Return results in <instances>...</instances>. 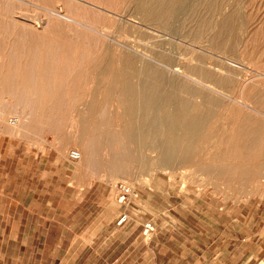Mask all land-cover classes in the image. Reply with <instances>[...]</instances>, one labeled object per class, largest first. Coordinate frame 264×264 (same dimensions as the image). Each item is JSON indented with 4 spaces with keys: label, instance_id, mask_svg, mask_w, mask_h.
<instances>
[{
    "label": "rangeland",
    "instance_id": "rangeland-1",
    "mask_svg": "<svg viewBox=\"0 0 264 264\" xmlns=\"http://www.w3.org/2000/svg\"><path fill=\"white\" fill-rule=\"evenodd\" d=\"M2 177L0 264H264V0H0Z\"/></svg>",
    "mask_w": 264,
    "mask_h": 264
},
{
    "label": "built area",
    "instance_id": "built-area-1",
    "mask_svg": "<svg viewBox=\"0 0 264 264\" xmlns=\"http://www.w3.org/2000/svg\"><path fill=\"white\" fill-rule=\"evenodd\" d=\"M12 122L14 123L15 121ZM69 156L72 160H78L80 158V153L78 151H71ZM136 195L137 194L133 187L127 183H120L118 186L117 201L122 207H124V209L119 213L116 221L118 226H122L130 220V213L127 208ZM154 231L155 227L151 221L143 224V234L146 238H151Z\"/></svg>",
    "mask_w": 264,
    "mask_h": 264
},
{
    "label": "bare ground",
    "instance_id": "bare-ground-1",
    "mask_svg": "<svg viewBox=\"0 0 264 264\" xmlns=\"http://www.w3.org/2000/svg\"><path fill=\"white\" fill-rule=\"evenodd\" d=\"M141 4V3H140ZM145 6H147V4L145 5ZM164 6V5H163ZM168 6H169V4H168ZM139 7V6H138ZM146 8V7H145ZM165 8V7H164ZM144 9V8H143ZM148 9H150L149 7H148ZM159 9V8H158ZM153 10H154V7H153ZM161 10V9H160ZM148 14V13H147ZM152 14H153V12H152ZM146 15V14H145ZM148 17V16H147ZM152 17H153V15H152ZM220 23V22H219ZM36 52V51H35ZM34 52V53H35ZM33 57H35L34 55H33ZM118 57V56H117ZM22 58V57H21ZM37 58V57H36ZM119 58H120V55H119ZM122 58H123V56H122ZM126 59V58H125ZM108 60V59H107ZM105 61V62H108V61ZM111 60V59H110ZM109 60V61H110ZM143 58H141V63L143 62ZM81 62V61H80ZM115 61H113V63H114ZM120 62V61H119ZM118 61H117V63H119ZM98 63H99V61H98ZM111 63V62H110ZM143 63H145V62H143ZM16 64V63H15ZM12 65V64H11ZM51 66V65H50ZM13 67H15V66H13ZM157 70V69H156ZM146 72H147V76L148 77H153V78H156L157 80L159 79V78H161V74H160V72H155V71H153L152 69H146ZM22 73V72H21ZM43 73V72H42ZM14 74H16V72L14 71ZM32 74V73H31ZM102 75H107V77L109 78V77H112V78H118V80L119 79H122L123 78V75H122V73L121 72H107V74L106 73H101ZM50 75H52V74H50ZM98 75V74H97ZM97 77V76H96ZM106 77V78H107ZM6 78V77H5ZM24 78H25V76H24ZM103 78H104V76H103ZM44 80H45V78H43ZM54 79H57V78H54ZM26 80V79H25ZM39 80V79H38ZM31 81V80H30ZM40 81H41V79H40ZM46 81H48V80H46ZM28 82V81H27ZM44 82V81H43ZM118 82V81H117ZM11 84H12V82H11ZM15 86V85H14ZM35 89V88H34ZM122 90V92H121V94H123V95H126V96H130L131 98H132V96H133V92H131V91H128V90H126L125 89V87L124 88H122L121 89ZM54 96H56V95H54ZM147 100H148V102L150 101V99H152L151 98V96L150 95H146V97H145ZM150 103V102H149ZM182 109V108H181ZM182 116H184V112H183V114H181ZM184 123H186V122H184ZM186 124H188V123H186ZM239 124V123H238ZM191 128H190V126H187L186 127V129L185 130H187V132L190 130ZM239 130V133H240V135H238V137L239 138H244V136H245V132H244V130L242 129V128H239L238 129ZM248 131V130H247ZM248 134V133H247ZM261 138V137H260ZM260 138H259V140H260ZM240 140V139H239ZM255 142H256V140H255ZM246 143V142H245ZM244 144V143H243ZM247 145V146H246ZM251 145H254V144H249V141H247V143L245 144V147L243 146L242 147V149H248ZM238 149H240V148H238ZM74 151H76V150H74ZM249 151V150H248ZM79 152V151H78ZM240 152H241V150H240ZM80 153V152H79ZM256 154H257V151H256ZM259 154V153H258ZM81 153H80V158H81ZM244 156H245V154H244ZM254 156V155H253ZM79 158V159H80ZM78 159V160H79ZM187 172V171H186Z\"/></svg>",
    "mask_w": 264,
    "mask_h": 264
},
{
    "label": "crops",
    "instance_id": "crops-1",
    "mask_svg": "<svg viewBox=\"0 0 264 264\" xmlns=\"http://www.w3.org/2000/svg\"><path fill=\"white\" fill-rule=\"evenodd\" d=\"M256 142H249V144H254ZM2 182H3V177H2ZM6 222H7V203H6V194H5V182L1 184L0 181V226L6 225Z\"/></svg>",
    "mask_w": 264,
    "mask_h": 264
}]
</instances>
